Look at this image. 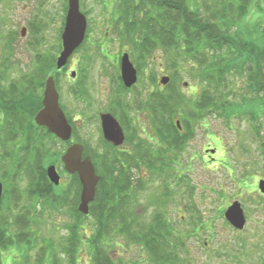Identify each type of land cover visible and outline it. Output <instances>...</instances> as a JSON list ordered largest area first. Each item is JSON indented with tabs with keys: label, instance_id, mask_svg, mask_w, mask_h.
<instances>
[{
	"label": "trees",
	"instance_id": "obj_1",
	"mask_svg": "<svg viewBox=\"0 0 264 264\" xmlns=\"http://www.w3.org/2000/svg\"><path fill=\"white\" fill-rule=\"evenodd\" d=\"M257 2L120 0V15L111 19V25L113 22L116 36L123 42L120 41L119 44L124 45V50L130 54L132 60L143 63L147 57L155 59L156 54L162 58L175 57L180 60L181 65L189 67L185 71L199 84L200 92L194 99V105L188 109L184 103L185 91L176 83V76L180 75L177 69L170 72L174 80L171 77L165 90L155 89L146 91L145 94L134 92L136 113L142 109L148 112L153 130L165 144L163 151L172 154L183 152L187 148V140L194 137L196 130L193 124H205L208 118L213 116L228 120L230 124L240 115L241 118L250 120L251 137L259 142L257 147L264 167V9L259 6L263 16L254 19L251 24L247 22ZM67 9L68 0H65V14ZM102 24L107 23L104 21ZM89 28L88 24L86 39L74 54L85 49L89 58L93 47H84L92 30ZM32 30L36 38L43 36V28ZM62 31L63 26L59 33L60 41ZM30 45L35 53L34 65L28 71L7 79L4 73L12 64L11 59L6 58L0 63V181L4 185L0 202V247L4 250H10L14 245L17 247L24 243L31 244L34 232L28 228L36 222L34 211L50 200L55 201L56 205L60 203L61 200L54 195V189L57 187L50 182L46 169L53 161L62 163L61 155L69 143L57 138L46 127L35 123V115L42 108L46 79L54 75L58 87L59 75L67 67L57 69L55 52L58 54L62 50V42L51 54L44 53L43 42L39 39ZM174 64H178L176 60ZM83 69H86L84 64L80 66V70ZM118 70V82L123 87L121 68ZM82 74L86 77L87 73ZM82 78L77 86L81 91L78 99L83 103V108L87 109L85 90L82 89L86 80ZM247 97L252 100L237 102ZM62 106L65 110V106ZM178 110L183 112L180 118L181 128L174 117L178 116ZM124 111L127 113V109L124 108ZM132 117L127 119L129 122L126 124V141L131 139L130 128L134 122ZM71 124L73 138L83 142L76 137L77 129ZM56 142H60L63 147L61 150L55 149ZM111 147L114 150L107 151L105 156L110 159L103 161L104 164L107 163L105 167L100 168L94 163L100 181L88 214L96 221L92 235L88 238L93 264H116L106 241L112 242L115 236L118 240L121 235H125L129 244H137L144 249L149 259L148 264H194L191 252L184 249L183 238L173 231L168 220L160 212L153 217L151 224L141 223L137 217L130 214L132 191H135L136 187L132 169H137L143 164L157 180L162 179L163 183L167 184L164 179V165L168 163V157L159 154L152 158L150 148L144 145L145 149L141 146L139 149L140 159H136L127 151H124V156L121 152L113 156L112 151L116 150V146ZM115 152L117 153V150ZM90 153L92 151L89 144H85V154ZM72 179L73 185L76 186L77 205L74 207V216L77 222L70 226V235L63 249L68 254V260L72 264H78V251L83 242L80 232L81 220L89 216L78 210L82 185L77 174L73 175ZM24 180L27 185L22 188L21 183ZM166 196L167 192L163 197ZM22 199L29 201V209L20 205ZM15 209L19 211L13 219L17 229L16 235L14 231H10L9 221L10 214ZM205 226L202 222L200 226L195 227V232ZM43 250L47 255L52 252L53 247H48V253L47 246ZM51 256L54 258L50 261L51 264H56L57 256L54 253L50 254ZM11 261H14V258L11 257L5 264H10ZM120 262L122 263V260Z\"/></svg>",
	"mask_w": 264,
	"mask_h": 264
},
{
	"label": "rangeland",
	"instance_id": "obj_2",
	"mask_svg": "<svg viewBox=\"0 0 264 264\" xmlns=\"http://www.w3.org/2000/svg\"><path fill=\"white\" fill-rule=\"evenodd\" d=\"M42 1L44 4L40 3ZM257 1L247 18L249 24L263 16L259 6L264 9V0ZM80 3L81 10L88 18L89 29H92L84 47L92 46L93 49L90 50L89 58L85 49L72 55L58 81L61 103L65 106L69 121L77 129L76 137L90 147L93 142L99 143L103 150L98 152V161H108L110 157L105 156V148L108 147H101L104 143L99 115L106 107L113 108L112 102L114 105L120 104L119 110L124 102V108L127 109V113L124 111L126 120L137 116L133 118L135 121L130 128L131 139L124 144L127 152L140 159L139 149L140 146L144 148V145L150 148L152 158L159 154L168 157V163L164 165L166 177L162 175L167 184L162 179L157 180L145 165L132 169L136 187L131 192V216L137 217L141 223L151 224L153 217L160 212L173 231L183 238L184 249H189L194 264H264V194L258 187L259 181L264 179V167L258 152L259 142L251 137L250 120L239 115L228 124V120L218 116L210 117L205 124H193L196 130L194 137L187 140V148L183 152L172 154L163 151L165 144L153 130L148 112L142 109L136 113L134 92L145 94L146 91L155 89L165 90L166 85L161 84L162 76L171 78L170 72L177 69L180 75L176 76V83L185 91L184 103L188 109L194 105V99L200 92L197 80L188 75L185 69L189 67L181 65L180 60L175 57L162 58L156 54L158 59L147 57L143 63L133 59L138 70L136 85L132 88L120 86L117 73L121 67L120 64L117 66L114 57L120 55L122 60L124 45L118 44L119 49L116 47L117 42L122 40L117 38L113 22L111 25V19L120 15V0H80ZM64 4L65 0H0V63L6 58L12 62L4 73L7 79L15 78L34 65L35 50L31 43L39 39L43 42L44 53L51 54L62 42L59 23L62 16H65ZM104 21L107 24H102ZM28 26L31 30L43 28V36L36 38L32 30L22 38L21 30ZM10 32L15 34L13 40L8 39ZM104 44H109L110 47ZM59 54L60 52H55L57 57ZM82 64L86 69L80 70ZM73 71L77 72L75 77L72 76ZM81 72L87 73L86 77ZM81 78L86 80L82 89L85 90L87 109L83 108V103L78 99L81 91L77 86ZM43 94L44 90L42 97ZM114 95L118 96L115 98ZM113 98L118 99L117 104L114 100L111 102ZM249 100L252 99L247 97L237 102ZM182 113L178 110V116H174L180 123ZM74 140L72 138L70 141ZM100 142L103 144L100 145ZM62 148L60 142H56L55 149ZM207 149L209 150L205 151ZM112 153L114 156L120 152ZM51 164H55L62 174V183L54 189V195L61 201L58 206L55 201L50 200L37 207L34 211L36 222L28 228L34 232V239L31 244L13 246L11 252L14 261L10 264H51L54 260L50 257L52 253L57 256L56 264H72L63 245L70 235V226L77 222L74 216V207L77 205L76 186L62 163L53 161L48 166ZM26 185L27 181L24 180L21 187L25 188ZM165 192L168 196L164 198ZM236 200L242 204L247 220L242 231L233 228L222 212ZM20 205L24 209L30 208L26 199H22ZM18 212L15 209L9 217L10 231H14L15 235L17 229L13 219ZM202 222L206 224L205 228L201 227L195 232V227ZM95 225L96 221L92 216L81 220L83 242L78 251V264H93L88 238ZM108 242L107 240L109 253L116 264H148L149 259L144 249L137 244H129L125 235H121L118 240L115 236L112 242ZM46 246L47 253L48 247H53L52 252L47 255L43 253ZM4 255L9 257V254Z\"/></svg>",
	"mask_w": 264,
	"mask_h": 264
},
{
	"label": "water",
	"instance_id": "obj_3",
	"mask_svg": "<svg viewBox=\"0 0 264 264\" xmlns=\"http://www.w3.org/2000/svg\"><path fill=\"white\" fill-rule=\"evenodd\" d=\"M88 28V18L81 10L80 0H68V11L65 27L62 33V50L57 57V69L65 67L73 53L83 44ZM24 34V32L22 33ZM76 72L72 73L75 77ZM121 76L124 85L128 88L136 84L138 72L125 53L121 60ZM170 81L169 76H163L161 83L166 85ZM101 124L105 140L115 146H121L125 141V133L120 122L111 113H101ZM35 122L38 126L46 127L51 133L63 141H70L73 135V127L60 104V93L57 89L54 75H50L45 82V89L42 99V108L35 115ZM180 127V121H177ZM85 147L82 143L74 142L69 144L61 156L64 168L70 174L78 173L82 183L81 201L79 211L83 214L89 213L90 203L95 200L100 175L97 174L92 156L84 157ZM47 175L54 185H59L61 176L55 164L47 168ZM259 188L264 193V180H260ZM3 196V183L0 182V201ZM225 218L236 229L243 230L246 225V215L242 204L236 200L225 211Z\"/></svg>",
	"mask_w": 264,
	"mask_h": 264
},
{
	"label": "flooded vegetation",
	"instance_id": "obj_4",
	"mask_svg": "<svg viewBox=\"0 0 264 264\" xmlns=\"http://www.w3.org/2000/svg\"><path fill=\"white\" fill-rule=\"evenodd\" d=\"M41 4H44V2H40ZM64 16H62V21L59 23V25H60V27L61 26H63V29H64ZM61 29V28H60ZM24 32V34H22ZM31 33L32 32V30H31V28L28 26V27H24V28H22V30H21V36H22V38L23 37H26L27 35H28V33ZM62 33H63V31H62ZM62 33H61V36H62ZM14 36H15V34H14V32H10L9 33V38L8 39H10V40H13L14 39ZM104 45H106V47H110V45L109 44H104ZM117 47H118V49H119V45L117 44ZM124 52H125V50L123 51V54H124ZM122 58V57H121ZM114 60H115V62L117 63V66H119V64H120V67H121V59H120V55H115V57H114ZM120 74H121V72H120ZM122 83H123V87H124V81L122 80ZM124 89V88H123ZM123 92H124V90H123ZM118 95H114V97L116 98ZM115 98H113V99H111V102L114 100L115 101V103L117 104L118 102V99H119V97H118V99L116 100ZM123 105H122V108L119 110V106H120V104H117V105H114L113 104V102H112V105H113V108H110V107H106L105 109H104V111H103V113H112V114H114V116L119 120V122H120V124H121V126H122V128H123V131H124V133H125V135H126V138H125V142H124V144L126 143V140H127V131H126V120H125V116H124V102L122 103ZM102 112H100V114H101ZM99 118H100V115H99ZM100 128H101V132H102V136H103V130H102V126H101V118H100ZM104 139V138H103ZM103 141V140H102ZM73 142H79V141H76V140H74V141H72L71 143H73ZM83 145H85V143L84 142H81ZM104 143V144H103ZM103 143L102 142H100V145L101 144H103V145H101V147H103V148H105V147H108V149L107 148H105L106 150L105 151H110V149H113L112 147H111V145H112V143H110V142H108L107 140H105L104 139V141H103ZM124 144L123 145H121V146H116V150L118 151V152H121L122 154H123V156H124V151L126 152L127 150H126V148H124ZM68 147V146H67ZM91 148V151H92V153H90L89 155H91L92 156V160H93V162L95 163H97L98 164V166L101 168V167H105V165L107 164H104L103 162H99L98 161V152H101L103 149L102 148H100V146H99V143H94L93 142V144H92V146L90 147ZM98 149V150H97ZM114 150V149H113ZM115 150V151H116ZM209 149H207V150H205V151H208ZM213 150V149H212ZM104 151V152H105ZM143 165V164H142ZM141 165V166H142ZM66 171V170H65ZM67 172V171H66ZM65 173V172H64ZM68 173V172H67ZM61 175V181H60V184L62 183V174H60ZM71 177V179H72V175L70 176ZM75 224V223H74ZM0 264H5L7 261H9V260H11V257H12V252H11V249L10 250H4V249H2L1 247H0ZM8 252V253H7ZM4 254H9V257L7 258Z\"/></svg>",
	"mask_w": 264,
	"mask_h": 264
}]
</instances>
